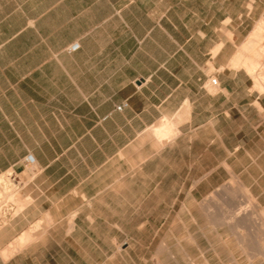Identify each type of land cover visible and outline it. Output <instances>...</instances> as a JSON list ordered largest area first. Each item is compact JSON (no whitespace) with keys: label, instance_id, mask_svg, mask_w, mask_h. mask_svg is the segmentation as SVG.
Here are the masks:
<instances>
[{"label":"crops","instance_id":"1","mask_svg":"<svg viewBox=\"0 0 264 264\" xmlns=\"http://www.w3.org/2000/svg\"><path fill=\"white\" fill-rule=\"evenodd\" d=\"M184 1L0 0L2 186L43 212L98 207L110 228L152 227L185 205L186 190L201 213L230 175L233 150L264 124L263 100L243 68L228 67L234 44L218 41V29L247 37L264 1L207 0L206 11ZM212 67L225 68L217 88ZM155 124L151 134L168 140L159 151L146 136Z\"/></svg>","mask_w":264,"mask_h":264},{"label":"rangeland","instance_id":"2","mask_svg":"<svg viewBox=\"0 0 264 264\" xmlns=\"http://www.w3.org/2000/svg\"><path fill=\"white\" fill-rule=\"evenodd\" d=\"M184 2L186 9L199 7L206 11L208 7L207 0ZM219 7L224 10L225 5ZM261 19L264 11L254 28ZM225 24L218 29V41H233V57L228 64L231 68L232 59L254 28L247 37L235 41ZM220 47L218 44L215 52ZM262 61L258 71L264 76ZM211 71L222 77L225 68L212 67ZM247 82L249 92L263 100V106L257 101L255 104L264 117V93L254 88V78L249 73ZM157 124L148 129L146 136L159 151L168 140L160 143L151 134ZM174 127L173 136L177 134L176 124ZM246 137L247 147L233 150V167L229 176L226 173L228 178L200 201L201 213L192 211L198 207L191 203L186 190L185 205L178 212L175 206L174 211L156 214L158 219H152L149 228L107 227L106 222L98 219L103 214L96 212L95 206L77 207L70 212L63 206H55L53 212H43L15 185L2 186L4 182H0V264H264V124L250 126ZM124 160L128 161V156ZM128 167L121 165L115 170L127 171ZM149 167L154 169L156 163ZM82 208L85 212L78 214ZM198 219L201 227L195 223ZM164 220L162 228L156 227ZM26 234L29 238H24ZM134 238L145 243L127 244ZM19 240L23 242L19 244Z\"/></svg>","mask_w":264,"mask_h":264},{"label":"bare ground","instance_id":"3","mask_svg":"<svg viewBox=\"0 0 264 264\" xmlns=\"http://www.w3.org/2000/svg\"><path fill=\"white\" fill-rule=\"evenodd\" d=\"M239 50H240L239 53L236 54L232 59L230 63V67L246 68L248 73L251 74L252 77L254 78V88L257 91L264 93V76L258 71L261 70L259 67V63L262 60H263L262 62L264 63V19H261L258 22L255 29L251 32V34L249 35V37L246 39L245 43L241 46V49ZM237 217H240V214L237 213ZM22 242L23 241L21 240L19 244Z\"/></svg>","mask_w":264,"mask_h":264},{"label":"built area","instance_id":"4","mask_svg":"<svg viewBox=\"0 0 264 264\" xmlns=\"http://www.w3.org/2000/svg\"><path fill=\"white\" fill-rule=\"evenodd\" d=\"M80 48V43L78 41L76 42H73L72 44H70L68 46V50L73 52V51H76ZM210 85L213 87V88H217L219 86V79L217 76H211L210 77ZM127 104L124 103V104H121V105H118L117 106V110H122ZM26 161L29 163V164H34L35 163V158L32 154H28L26 156Z\"/></svg>","mask_w":264,"mask_h":264}]
</instances>
